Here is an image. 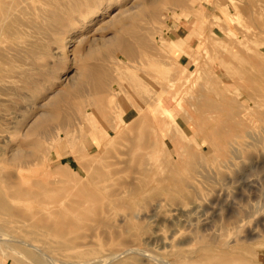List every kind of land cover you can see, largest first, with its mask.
Masks as SVG:
<instances>
[{
    "label": "rangeland",
    "instance_id": "1",
    "mask_svg": "<svg viewBox=\"0 0 264 264\" xmlns=\"http://www.w3.org/2000/svg\"><path fill=\"white\" fill-rule=\"evenodd\" d=\"M11 1L0 0V189L20 193L17 208L75 226L53 238L0 221V264L42 257L23 239L45 264H264V0ZM101 79L103 91L92 89ZM158 94L186 132L198 130L187 149L148 115L132 133ZM53 113L68 120L29 132ZM118 119L125 135L115 137ZM12 151L44 158L5 162ZM147 176L161 181L133 199ZM192 200L201 208L180 216Z\"/></svg>",
    "mask_w": 264,
    "mask_h": 264
},
{
    "label": "bare ground",
    "instance_id": "2",
    "mask_svg": "<svg viewBox=\"0 0 264 264\" xmlns=\"http://www.w3.org/2000/svg\"><path fill=\"white\" fill-rule=\"evenodd\" d=\"M16 1H25V0H12L11 2H16ZM51 1H55V2H57V0H51ZM50 1V2H51ZM82 2L84 1V2H86V1H89V0H81ZM173 1H180V0H173ZM83 2V3H84ZM53 3V2H52ZM183 3H184V1H183ZM54 4V3H53ZM60 4L62 5V6H64L65 5V3H63V1H61L60 2ZM256 5V4H255ZM260 6V5H259ZM57 7V6H56ZM248 7V6H247ZM1 12H4V9H5V6L3 5V6H1ZM13 9V8H12ZM61 10H63V9H61ZM28 13V12H27ZM30 14V13H29ZM33 14V13H32ZM55 15V14H54ZM186 15V14H185ZM47 16V15H46ZM50 16V15H49ZM49 18V17H48ZM51 19H53L52 17H51ZM1 21H2V19H0ZM1 21H0V23H1ZM23 21H21V23H22ZM10 23V22H9ZM8 23V24H9ZM57 23V22H56ZM59 24H61V25H63L64 24V21H60L59 20V22H58V25ZM12 25V24H11ZM6 26V25H5ZM4 26V27H5ZM15 27V26H14ZM1 30V29H0ZM4 30V29H3ZM17 30H18V28H17ZM12 31H13V29H12ZM8 32V31H7ZM14 32V31H13ZM35 36V35H34ZM33 36V37H34ZM36 38V37H35ZM38 38H39V36H38ZM125 38V37H124ZM35 42V41H37V40H32L31 41V43L32 42ZM42 42V41H41ZM31 43L29 44V45H31ZM37 43V42H36ZM39 43V42H38ZM141 43H142V41H141ZM44 44V43H43ZM18 45V44H17ZM38 45H40V44H38ZM34 46H35V44H34ZM33 46V47H34ZM40 46H42V45H40ZM21 48H23L22 47V45L20 46ZM43 47V46H42ZM41 47V48H42ZM36 48H37V44H36ZM40 48V47H39ZM1 49V48H0ZM25 49H26V47H25ZM27 49H28V47H27ZM248 49V48H247ZM18 50H20V49H18ZM32 50V49H31ZM125 50H127V49H125ZM228 51H229V49H227ZM28 51V50H27ZM40 52V51H39ZM18 54L20 53V52H17ZM25 53V52H24ZM38 53V52H37ZM193 53H195V52H193ZM230 53V52H229ZM0 54H3L4 55V53H0ZM25 54H27V53H25ZM35 54V53H34ZM134 54V53H133ZM2 56V55H1ZM7 56V55H6ZM28 56V55H27ZM197 56V55H196ZM199 56V55H198ZM197 56V57H198ZM238 56H241V55H238ZM5 57V56H4ZM18 57V56H17ZM28 57H30V56H28ZM132 57V56H131ZM130 57V58H131ZM196 57V58H197ZM233 57V56H232ZM8 58V57H7ZM32 60H35V59H33L32 58V56L30 57ZM236 58V57H235ZM239 58H241V57H239ZM18 59H19V57H18ZM29 59V58H28ZM28 59H27V61H28ZM30 59V60H31ZM208 59H210V58H208ZM244 59V58H243ZM0 60H2V59H0ZM29 60V61H30ZM197 60V59H196ZM199 60V59H198ZM236 60H237V58H236ZM241 60V59H240ZM2 61H5V60H2ZM19 61V60H18ZM6 62H8V61H6ZM6 62H5V64H6ZM34 61H31V63H33ZM212 62V61H211ZM3 63V62H2ZM8 63H10V62H8ZM8 63H7V65H8ZM243 63V62H242ZM226 64V63H225ZM233 64V63H232ZM248 64V63H247ZM256 64H260V63H256ZM10 65V64H9ZM261 65V64H260ZM261 66H263L264 67V65H261ZM233 67V66H232ZM231 67V68H232ZM242 68V67H244V66H239L238 65V67L237 68ZM251 68V67H250ZM245 69V68H244ZM8 70V69H7ZM238 70V69H237ZM242 70V69H241ZM235 71V70H234ZM244 71H246V70H244ZM2 72V70H1V68H0V81L3 79V73H1ZM197 72V71H196ZM237 72V71H236ZM239 72H240V70H239ZM189 74V73H188ZM238 74V73H237ZM240 74V73H239ZM190 75V74H189ZM188 75V76H189ZM244 75V74H243ZM23 76V75H22ZM241 76V75H240ZM239 76V77H240ZM188 78V77H187ZM189 79V78H188ZM25 80V79H24ZM186 81L188 82V80L186 79ZM202 82H203V80H201ZM205 81H206V79H205ZM186 83V82H185ZM95 87H94V86ZM92 86V89L93 88H96V90H102L103 89V87H104V85H103V80L101 79L99 82H97L96 83V85L95 84H93ZM208 85H210V84H208ZM207 86V85H206ZM168 87V86H167ZM212 87V86H211ZM83 88V87H82ZM209 88H210V86H209ZM189 89V88H188ZM207 89V88H206ZM214 89V88H213ZM213 89H212V91H213ZM75 90H80V86L79 85H77L76 86V88H75ZM95 90V89H94ZM103 91V90H102ZM69 91H65V92H62V93H60L58 96L60 97V99H52L50 102H49V104L52 106V107H55V106H57V104H58V102L60 101V100H65L66 99V95H68L69 93H68ZM213 93H216V92H213ZM63 95V96H62ZM161 95L160 94H158L157 95V98H156V105H152L151 107H154V113L152 114L151 112H150V107H148L147 109H146V112H143V113H140V114H143V116H140V117H137L136 119H133V122L131 123V125H132V128H130L131 129V131H132V133L133 134H138L139 133V128H141V126H142V124H144L145 123V120L147 119V115H148V117L152 120L153 119V121L155 122V123H157V125L159 126V127H161V126H164V125H171L172 126V129H166L165 130V132H164V135L167 137V139L169 140V143L172 145V147H174V148H176V150L177 149H181V150H185V149H187V147H188V143L189 142H196L197 141V135H198V130L193 126V125H190L189 126V130H190V132H186L178 123H177V121H176V116L178 115L177 114V111L176 110H174V109H172V108H170V107H165L163 104H162V102H161V97H160ZM169 97V96H168ZM136 98V97H135ZM73 100V99H72ZM152 100H153V97H152ZM150 102H152V101H150ZM142 103V102H141ZM170 103V102H169ZM179 105H178V107H179V109L181 110H184V108L180 105V103H178ZM131 105V104H130ZM70 106L71 107H76L77 105L74 103H71L70 104ZM156 106V107H155ZM132 107L134 108H136V106H134V105H132ZM114 108V107H113ZM139 108V107H138ZM138 110H140V109H138ZM181 110V111H182ZM129 111V110H128ZM246 111V110H245ZM244 111V112H245ZM241 113H243V112H241ZM161 114H163L164 116H162ZM247 114V113H246ZM243 116V115H242ZM179 117H181L182 119H184V115L183 114H180L179 115ZM132 118H135V117H132ZM131 118V119H132ZM235 118V117H234ZM68 120V118H67V116L65 115V114H63V115H60V114H57V113H53V114H49V115H47L43 120H41L40 122H37V123H33V125H31L30 127H29V132H32V131H36V132H38V133H41V132H43V133H46V132H44V131H46L45 129L47 128V123L48 122H53V121H62V122H66ZM249 120V119H248ZM147 122V121H146ZM256 122V121H255ZM258 122V121H257ZM188 124H190V123H188ZM253 126V125H252ZM255 126V125H254ZM162 129V128H161ZM256 129V128H255ZM110 131H113L114 133H115V137H118V136H120V135H122V134H124L125 135V132L124 133H122L123 131H122V128H121V124H120V121H119V119H118V121H117V123H114V124H112L111 126H110V129H109ZM106 131L103 135H101V137H106L107 135H109L110 134V131ZM22 133H23V131H22ZM127 134V133H126ZM162 136V135H161ZM0 137H5L4 135H3V133H1L0 134ZM123 138H125L124 136H123ZM146 138H147V136H146ZM7 139V138H6ZM256 139V138H255ZM165 140V139H164ZM257 140V139H256ZM145 142H147V139H146V141ZM130 144H133V143H131V141H130ZM145 144V143H144ZM143 144V146H145ZM169 146V145H168ZM36 148H40V146L39 145H37V147ZM106 147L105 146H103V148L101 149V150H103V149H105ZM125 148V147H124ZM49 148H44V149H42L41 151H39V152H41V153H44L45 151H47ZM128 149H130V148H128ZM200 150V149H199ZM104 151V150H103ZM122 153V152H121ZM128 153V152H127ZM128 155H130L129 153H128ZM47 156V155H46ZM24 158V161H26V162H32V161H37L38 159H40V158H44V154H41L40 155V158H39V156L38 155H36L33 151H26V152H24V153H20V152H18V151H12V154H8V157L5 159L6 161L5 162H9V163H11V164H13L12 162H14V161H16V160H19V159H21V158ZM130 157V156H129ZM127 162V161H126ZM18 166L19 167H16V168H23V165H22V163H20V164H18ZM26 166V165H25ZM2 167V166H1ZM27 168V167H26ZM24 169V168H23ZM1 168H0V173H1ZM18 170V169H17ZM9 174H11V172H9V171H7L6 172V174H5V177H8L9 176ZM147 178H149L148 180H143L141 183H139V184H136L133 188H131V190H130V193H129V195L133 198V199H139V198H143L144 196H145V192L147 191V190H150V189H152V188H155L156 186H157V183H159L160 181H161V178H155V177H148L147 176ZM1 183V182H0ZM130 184V183H129ZM134 184V183H133ZM125 188V187H124ZM16 189V188H15ZM24 191V190H23ZM43 191V190H42ZM128 191V190H127ZM35 194H38V193H35ZM193 194V193H192ZM42 198V197H41ZM44 198H46V197H44ZM22 200V197H21V195H20V193H13L12 195H9L8 197H5V193H3V190H1L0 189V213H2V212H7V217H0V221H2V222H4V223H7V224H9V223H13L14 221H19V222H22L23 224H25L26 226H28V227H30V228H33V229H35V230H38V231H40V232H42L44 235H47V236H52L53 238H56V236H62V235H64V233H65V231H67L66 233H72V232H74V226H75V224H73L72 222H65V221H63V220H57V221H53V220H49V219H47L44 215H43V213L42 212H38V211H40V210H37L36 209V214L35 213H32L30 210H29V208H28V210L26 211L25 209H23V208H17L16 206H13L12 205V202H14V201H16V202H19V201H21ZM169 200V199H168ZM190 205H191V207L192 208H184V207H178V208H176V211L178 212V214L180 215V216H187L189 213H192L193 211L194 212H196L198 209H200L201 208V204H199L198 202H196L195 200H192L191 202H190ZM175 210V209H174ZM53 212H54V210H53ZM56 214V213H55ZM26 215V216H25ZM188 217V216H187ZM21 218L22 219H24L23 221L21 220ZM186 218V217H185ZM175 219V218H174ZM65 233V234H66ZM171 237V236H170ZM146 240V239H145ZM159 241H160V238L158 239ZM157 240V241H158ZM162 240V239H161ZM162 242V241H161ZM22 243H24L25 245H28V246H31V247H33V249H35V250H38V252H41L43 255H42V257L38 254V253H30V254H28V255H30L32 258H29L30 259V261H32V262H34L35 264H38V263H40L41 262V258H43V256L44 255H46L45 254V251H44V249H41V248H39V247H37V246H33V243L31 242V241H28V240H26V239H23L22 240ZM69 243V242H68ZM164 244V243H163ZM162 244V245H163ZM168 246V245H167ZM172 247V246H171ZM112 255V254H111ZM194 255V254H193ZM48 257V256H47ZM110 258H118V256L117 255H112V257H110ZM182 258V257H181ZM190 258V257H189ZM191 258H192V256H191ZM54 259V258H53ZM95 259V258H94ZM122 259V258H121ZM137 259V258H136ZM161 259H163V258H161ZM178 260H177V264H187V259H179V258H177ZM109 260V259H108ZM150 260V259H149ZM227 260H228V258H227ZM117 261V260H116ZM155 261V260H154ZM165 261V260H164ZM195 261V260H194ZM69 262V261H68ZM75 262V261H74ZM96 262H98V260L96 261ZM96 262H95V260H94V262L93 263H95L96 264ZM100 262V261H99ZM112 262V261H111ZM153 262V261H152ZM204 262V261H203ZM41 263H43V261L41 262ZM40 263V264H41ZM46 262L44 261V263L43 264H45ZM102 263V262H101ZM100 263V264H101ZM160 263V262H159ZM162 263V262H161ZM160 263V264H161ZM192 263H193V261H192ZM198 263V262H197ZM226 263V262H225ZM76 264V263H75ZM82 264V263H81ZM92 264V263H91ZM109 264V263H108ZM122 264V263H121ZM204 264V263H203ZM219 264H222V262H219Z\"/></svg>",
    "mask_w": 264,
    "mask_h": 264
}]
</instances>
